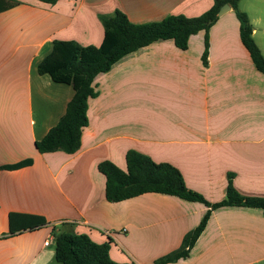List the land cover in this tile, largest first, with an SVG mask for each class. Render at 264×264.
<instances>
[{"label": "crops", "instance_id": "crops-1", "mask_svg": "<svg viewBox=\"0 0 264 264\" xmlns=\"http://www.w3.org/2000/svg\"><path fill=\"white\" fill-rule=\"evenodd\" d=\"M0 12V264H59L53 232L84 233L108 242L116 262L153 264L196 226L202 203L147 192L104 199L97 163L125 168L128 149L178 169L185 186L212 203L224 197L226 176L241 195L264 196V74L252 63L229 7L186 48L157 39L124 54L92 78L87 124L73 153L39 152V140L64 112L68 84L36 72L53 39L98 45V14L115 9L133 23L196 16L212 0H17ZM264 58V0H238ZM10 213H15L8 218ZM39 216L44 224L33 229ZM51 237L48 244L43 241ZM166 264H264V212L221 206L184 258Z\"/></svg>", "mask_w": 264, "mask_h": 264}, {"label": "trees", "instance_id": "trees-1", "mask_svg": "<svg viewBox=\"0 0 264 264\" xmlns=\"http://www.w3.org/2000/svg\"><path fill=\"white\" fill-rule=\"evenodd\" d=\"M54 3L56 0H39ZM238 0H212V4L196 16L171 14L157 21L133 23L126 15L115 9L109 15L98 14L102 25V38L98 45H80L73 40L53 39L51 48L36 64L38 74L46 73L55 83H64L72 88V96L64 112L45 134L34 141L39 152L61 150L73 153L79 146L81 128L87 124L86 101L96 95L92 78L98 72L108 70L121 56L157 39H170L179 48H186L190 34L203 30L204 41L201 60L206 63V31L217 19V10L226 3L238 20V35L255 68L264 74V58L251 37V25L247 16L237 8ZM18 4L17 0H0V12ZM125 168L120 169L108 160L97 163L104 176V199L117 202L142 193L154 192L172 195L188 201L202 203L207 209L198 223L186 232L174 250L156 258L153 264H166L187 256L188 251L204 228L212 209L221 206L257 207L264 212V196H246L238 193L231 183L232 175L226 176L224 197L216 202L206 201L201 194L187 188L178 169L167 162H155L147 155L128 149L124 154ZM30 163L26 158L0 168H14ZM15 213H10L11 218ZM33 229L44 224L35 215ZM53 259L59 264H133L116 262L108 255V242L96 243L84 233L53 232Z\"/></svg>", "mask_w": 264, "mask_h": 264}, {"label": "water", "instance_id": "water-1", "mask_svg": "<svg viewBox=\"0 0 264 264\" xmlns=\"http://www.w3.org/2000/svg\"><path fill=\"white\" fill-rule=\"evenodd\" d=\"M228 9H229V6L226 3H223L222 5L219 6L216 14L220 15V14H222L223 12H225Z\"/></svg>", "mask_w": 264, "mask_h": 264}, {"label": "built area", "instance_id": "built-area-1", "mask_svg": "<svg viewBox=\"0 0 264 264\" xmlns=\"http://www.w3.org/2000/svg\"><path fill=\"white\" fill-rule=\"evenodd\" d=\"M50 240H51V237H48V239H46V240L43 241V244H44V245L48 244V242H49Z\"/></svg>", "mask_w": 264, "mask_h": 264}]
</instances>
